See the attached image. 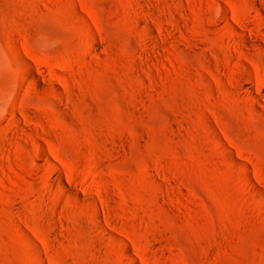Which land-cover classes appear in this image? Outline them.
<instances>
[{"label": "rangeland", "instance_id": "1", "mask_svg": "<svg viewBox=\"0 0 264 264\" xmlns=\"http://www.w3.org/2000/svg\"><path fill=\"white\" fill-rule=\"evenodd\" d=\"M0 264H264V0H0Z\"/></svg>", "mask_w": 264, "mask_h": 264}]
</instances>
